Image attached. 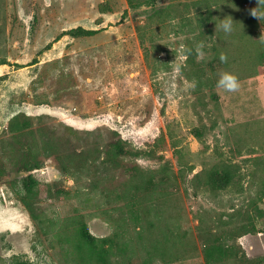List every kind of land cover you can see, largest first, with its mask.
I'll return each mask as SVG.
<instances>
[{"label": "rangeland", "instance_id": "obj_1", "mask_svg": "<svg viewBox=\"0 0 264 264\" xmlns=\"http://www.w3.org/2000/svg\"><path fill=\"white\" fill-rule=\"evenodd\" d=\"M263 51L264 0H0V264H264Z\"/></svg>", "mask_w": 264, "mask_h": 264}, {"label": "trees", "instance_id": "obj_2", "mask_svg": "<svg viewBox=\"0 0 264 264\" xmlns=\"http://www.w3.org/2000/svg\"><path fill=\"white\" fill-rule=\"evenodd\" d=\"M72 34L73 33H76V34H87V35H94L95 33H97V31H93V30H85L83 29L82 27H79L75 30H73L71 32ZM233 39H236L235 36H232ZM234 43L232 44V47H236L238 43L235 42V40H233ZM227 47L229 48V45H222V48H223V53L227 52ZM245 50L242 48V50H240L239 48V52H236L237 53V56H242L245 52ZM227 58H232L235 62L236 60V56H234L233 54H231L230 52H227V55H226ZM252 59V57H250ZM257 67H254L253 68V71L255 70L254 73L257 72V69H259L260 67L263 66L264 64V51L263 53L259 54V56H257ZM215 62H217L218 64L220 63L221 66L223 65H227L228 62L225 61V62H222L220 58H217L215 60ZM259 66V67H258ZM113 146V149L114 151L118 154V155H123V156H127V155H131V151L130 150H127L125 147H124V144L122 142V140H118L117 142H115L114 144H112ZM27 168V167H26ZM215 180L213 181V185L216 189H224L229 183H230V180H231V176H230V173L229 172H224V173H221V172H215ZM214 176V175H213ZM28 188L29 190H31V186L28 185ZM88 239L90 240V243L92 244V246L94 247H97V241L96 239L94 238V236H92L91 234H88ZM208 260L210 261L209 257H208ZM22 264H26V263H22Z\"/></svg>", "mask_w": 264, "mask_h": 264}, {"label": "clouds", "instance_id": "obj_3", "mask_svg": "<svg viewBox=\"0 0 264 264\" xmlns=\"http://www.w3.org/2000/svg\"><path fill=\"white\" fill-rule=\"evenodd\" d=\"M253 15L257 16V13L254 10H253ZM233 23H234L233 20L231 18L227 17L223 20H220L219 27L226 34H228V33H231L233 30ZM202 47H203L202 45L199 46L197 48V51L200 52ZM220 59L222 62H225L227 58H226V56L221 54ZM216 85L218 88H222L225 91L234 92V91L238 90V88H239V81L234 74L227 72V71H223V72L219 73V77L216 81Z\"/></svg>", "mask_w": 264, "mask_h": 264}]
</instances>
